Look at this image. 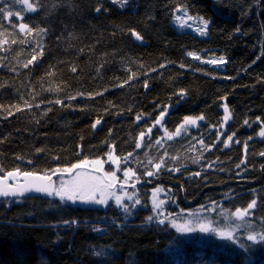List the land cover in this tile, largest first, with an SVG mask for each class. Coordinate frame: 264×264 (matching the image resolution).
Returning <instances> with one entry per match:
<instances>
[{
	"label": "trees",
	"instance_id": "trees-1",
	"mask_svg": "<svg viewBox=\"0 0 264 264\" xmlns=\"http://www.w3.org/2000/svg\"><path fill=\"white\" fill-rule=\"evenodd\" d=\"M7 3L23 22L47 31L42 38L18 34L13 24L21 21L0 15V40L8 41L0 45L6 49L0 51V176L15 169L51 175L79 160L105 161L112 145L117 156L132 153L121 162L136 173L130 184L136 183L138 195L123 202L129 212L113 204L65 206L52 198L0 201V264H264V242L247 240L249 233H264V157L258 155L264 137L256 119L264 121V61L257 59L263 0H128L123 8L110 0H31L39 4L35 13L16 0ZM178 3L211 21L206 40L167 28ZM97 6L108 11L97 13ZM130 29L148 30L143 39L149 44H134ZM41 51L28 68L22 66ZM188 52L221 56L227 64L223 72L209 69L193 63ZM224 104L231 113L227 122ZM165 107L167 121L153 127ZM201 115L204 120L166 138L165 129L174 134L185 116ZM141 132L146 135L137 149ZM161 157L156 172L153 164ZM241 159L246 163L237 168ZM156 188L170 216L162 224L147 219L155 214L150 193ZM254 198L251 215L230 217ZM135 199L140 204L132 208ZM221 205L229 212L218 224ZM198 209L211 217L217 210L209 232L173 227Z\"/></svg>",
	"mask_w": 264,
	"mask_h": 264
},
{
	"label": "snow or ice",
	"instance_id": "snow-or-ice-1",
	"mask_svg": "<svg viewBox=\"0 0 264 264\" xmlns=\"http://www.w3.org/2000/svg\"><path fill=\"white\" fill-rule=\"evenodd\" d=\"M18 3H22L23 5L26 6V10L29 13H35L37 12L39 8V4H33L30 3L29 0H16ZM110 2L114 5H118L119 7L123 8L127 3L128 0H110ZM0 3H2L3 6H0V15L3 16L4 19H10L11 17L15 16L17 20L21 21L18 24H13V27H17L19 29L18 34H24V35H32L33 32L36 33L37 36H41L42 34L46 33L47 29L45 28H40L36 26H30L28 23L23 22L25 20V17L21 15L20 12L13 13L12 11L9 10V4L7 3V0H0ZM257 3H259V0H257ZM189 5H186L184 3H178L174 6L172 10V17L173 19L179 24L181 28L184 27H191V24L188 22L191 21L195 23L197 26L195 27L194 31L197 32L200 36H204L207 34L209 30V26L211 21L204 16H194L189 14ZM97 13L101 11H108L107 8H102L100 6H97L94 9ZM178 13H182V15H178ZM131 33V36L135 38L137 41H142L143 36L136 30H129ZM236 31H240L239 28L236 29ZM0 35H4L3 32H0ZM13 44L17 43V40L13 39L11 41ZM23 43L24 41H20ZM5 43H8V41L5 40H0V45H3ZM38 47L42 48V45L38 44ZM0 51H6V49L0 47ZM42 51L32 55L31 59L27 60L26 63H24L22 66L24 68H28L29 65L33 64L34 61L37 60L38 55H42ZM188 56L192 57L195 60H200V56L197 55L194 52H188ZM260 57H257L259 59ZM205 63L209 64H223L226 63L224 57H219V58H213L211 60L207 61H202ZM255 63V61H253ZM160 67H163L161 65ZM183 67V65H181ZM73 72L76 71L75 68L72 69ZM155 71V69H153ZM51 75V73H49ZM227 78V77H226ZM129 79H132V77H129ZM124 83H127L125 81ZM123 86V85H119ZM146 88L148 87L147 82H145L144 85ZM100 93H97L99 95ZM181 97L184 95V91L181 90L180 93H178ZM69 99H75V97H69ZM226 99V98H222ZM56 104H60V100L54 101ZM25 107L31 108L32 105L28 103L27 101L25 102ZM38 106V105H37ZM4 106L0 105V109H2ZM16 108V111H22L23 109L19 106H14ZM224 109V121L227 122L231 118V113L229 111V108L227 104L223 105ZM9 115H13L12 111L8 112ZM167 114V107H165L164 110L160 112V115L157 117V119L154 122L153 127L156 125L162 126V121L164 117ZM141 115L137 116V121L141 119ZM205 117L203 115L198 116V117H191V116H185L183 120V124L178 126L176 129V132L174 134H170L167 132L165 129V136L168 140H171L173 138V135H179L182 128L185 125H195L197 120H204ZM258 122L261 123V131L259 132V136L264 137V121H261L260 117L256 118ZM101 123L100 119H97L95 123L92 124V128L95 129L97 125ZM246 125L249 124L248 120H245L244 122ZM223 126V125H221ZM152 133V128L147 129V134ZM146 135L145 132H141L139 135V138L135 142V147L137 149L141 148V141L143 140L144 136ZM235 136V133H233L230 136H227L226 139L223 140V144L225 147L229 146V142L233 141V137ZM220 138V134L217 133V139ZM249 139H252V137H249ZM237 143L239 141H236ZM2 143V141H0ZM161 141L157 140L156 144H160ZM201 145L203 146L204 150H209L210 146L205 145L203 140L200 141ZM110 151L107 153L108 160L115 164L117 166V169L119 170V165L121 163V160L127 161L128 158L132 155V153H128L127 156L120 157L115 155L114 149L112 145H109ZM37 152H42L43 149H36ZM245 154H247V144H245ZM261 157H264V151L260 152L258 154ZM17 159H21V157H17ZM197 160H194L193 163L198 162ZM31 163V161H29ZM149 163L151 164L152 161L149 160ZM163 157L160 158L159 163L153 164V168L158 172L162 167H163ZM246 160L241 159L240 163L236 165L237 168H240L242 164H245ZM105 161L102 159H94V160H79L76 163L71 164L68 167H63V168H57L55 170H51L53 172V175L59 173L61 175L64 174H73L74 170L76 169H83L86 167H91L93 172L96 173H102L100 176H88L86 179H81L80 177L82 176V173L80 172H75V179L71 181H62L59 185H56L52 181V177L49 175H36L35 173L32 172H21L19 169H15L13 171L7 172L6 176L4 177V180H0V197H19V196H24L26 193H31V192H36V193H41L45 194L47 196H57L61 200V202L64 201H71L72 203H76L77 201H80L81 203H91V204H97V205H106L108 203L109 198H112L115 200V204L122 208L125 212H129V206L125 203H123L124 200L128 201H133L134 199V193H128L125 191V187L127 184V181L133 180L134 177H136V173L134 172L133 169L127 168L124 170V180L123 181H118L117 176L115 172H104ZM210 166V165H209ZM264 168V165L261 166ZM174 171H178L179 169H173ZM154 171H146L144 174L151 177L156 174ZM194 176H199L200 173L196 172L193 173ZM239 175V173H237ZM17 176H23L25 177V181L23 184H7L6 181L9 177H17ZM119 183L120 185V192L117 194L116 185ZM135 182L132 183L131 187L135 188ZM162 189L156 188L153 190L154 194V199H153V209H157L160 207V205L163 203V201H156L155 200V193L161 191ZM255 190H253L254 192ZM215 203V202H213ZM140 204L139 199H135L134 203L131 205L132 208H135L137 205ZM257 207V200L254 198L252 199L249 203H247L246 207L244 208H239L237 207L235 211L232 213L233 216H235L237 219H243L245 216L251 215L252 211ZM149 221L153 219L152 216L147 217ZM161 224L164 223L163 220L159 221ZM65 223H69L68 221H65ZM70 223H76V221H71ZM173 227H176L178 232L182 231H189L191 229H184L180 227L179 225H176L173 223ZM207 229L201 228V231H206ZM96 231H99V229H96ZM228 238L232 239L231 234H228ZM247 240L252 241L253 243H256L258 241L264 242V234L260 232L256 233H249L247 235Z\"/></svg>",
	"mask_w": 264,
	"mask_h": 264
},
{
	"label": "rangeland",
	"instance_id": "rangeland-1",
	"mask_svg": "<svg viewBox=\"0 0 264 264\" xmlns=\"http://www.w3.org/2000/svg\"><path fill=\"white\" fill-rule=\"evenodd\" d=\"M263 2H264V0H263ZM178 15H182V13H178ZM259 20H260V23H261L262 32H261V35H260V37H261V39H260L261 51H260V58L258 60L264 61V17L261 16L259 18ZM188 23L191 24V27L181 28L179 26V24L172 18L171 25H173L174 30L176 32H178V34L188 33L190 35L196 36V37H198L200 39H204V40H206L208 38V32H207L206 35L200 36L199 34H197V32L194 31V29H195V27L197 25L195 23L191 22V21H189ZM197 55L200 56V58H201L200 60H195V59H193L190 56H188V57L191 58V61L193 63H196L198 65H202V66H205V67H207L209 69H213V70H217V71H222V72L224 71L225 65L227 64V60L225 58L224 59H225L226 63H223V64H209V63H205V62H202V61H207V60H211L213 58H219V57H217V56L205 57L204 53H200V54H197ZM167 114H168V112H167ZM125 166H126V163L124 164V162H121L120 165H119V170H118L117 166L115 164L111 163L108 160V156H107V158L105 159V164H104L103 171L104 172H108L106 170H108L110 168V169H112L111 172H115L116 173L117 180L118 181H123L124 180V170L126 169ZM89 168H91V167L89 166ZM77 172L82 173V176L80 177L81 179H86L88 176H92V175L99 176V175H96L94 173H91V172H88V171H84V170H80V171H77ZM75 178H76L75 174L72 177L58 178L57 179V185H59L62 181H71V180H73ZM133 180H134V178H133ZM130 181H132V180L127 181V184H130ZM128 188L132 189L133 187H128ZM115 190L117 191V194H119V192H120L119 183H117ZM125 191L130 193L127 190L126 187H125ZM131 193H134L135 195L136 194L138 195V189L133 188ZM163 195L164 194H163L162 190L157 192V193H155V200L158 201V202L159 201H163V203L160 205L159 208L154 210L153 209L154 194H153V191H151V193H150V205H151V207L153 209V212L157 215V217H160V219L164 221L165 219L169 218L170 216H167L166 211L164 209L165 205H166V201L163 198ZM50 198H52L54 200H57L58 202H60L61 204L65 205V206L71 205V206H79V207L107 208V207H110L113 204L116 208L123 210L122 208L118 207L115 204V200L112 199V198H109L108 203L106 205H97V204H91V203L86 204V203H81L80 201H77L76 203H72L71 201L61 202L59 197H57L55 195L50 197ZM124 201H127V200H124ZM130 202L131 201H129V203ZM223 209H224V206H222V205L219 206L218 210L221 211L222 214L219 215V221H217V223L222 221L223 217L225 216L224 213L227 214L229 212V210L223 212ZM199 210H202V209H198V210H195V211H189L187 213L186 222L185 223L183 222L182 224L179 223L178 225L180 227L184 228V229H191L189 231H192V230H195V229H198V228L199 229L205 228V229H207L206 232H209L212 229L211 228V224L213 223V221H210V220H213L214 219L213 217L217 215V210H213V214H212L213 217H211V212L210 211H204V210L199 211ZM234 211L235 210L231 211L230 217L233 218V219H237L235 216L232 215V213ZM248 216H245L243 219H245ZM238 220H240V219H238ZM215 225H216V223H215ZM215 225H213V226H215ZM182 232H187V231H182ZM224 234H228V233H224ZM262 234H264V233L262 232Z\"/></svg>",
	"mask_w": 264,
	"mask_h": 264
},
{
	"label": "water",
	"instance_id": "water-1",
	"mask_svg": "<svg viewBox=\"0 0 264 264\" xmlns=\"http://www.w3.org/2000/svg\"><path fill=\"white\" fill-rule=\"evenodd\" d=\"M29 2H30V0H29ZM239 35V34H238ZM132 41H133V43L134 44H136V45H138V46H140V47H143V46H147L148 45V43H146V42H144V41H137V40H135V38L133 37V39H132ZM147 90H149V88L147 87V88H145V91H147ZM157 119V118H156ZM167 119H168V114H166V116L164 117V119H163V121H162V125H164V123L167 121ZM157 127H160V125H156ZM78 170H84V171H88V172H92L93 173V171H92V169L91 168H89V167H86V168H83V169H76V170H74V172L73 173H75L76 171H78ZM96 173V172H95ZM98 174H102V173H98ZM72 174H64V175H61V174H59V173H57V174H55V175H49V176H51L52 177V181L55 183V178H57V177H59V176H61V177H63V178H65V177H69V176H71ZM6 176V175H5ZM4 176V177H5ZM4 177H0V180H4ZM24 181H25V177H23V176H17V177H9L8 179H7V181H6V183L7 184H23L24 183ZM43 196H47V195H45V194H41V193H36V192H31V193H26L24 196H19V197H0V201L1 200H4V199H21V198H34V197H43ZM48 198H50L51 196H47Z\"/></svg>",
	"mask_w": 264,
	"mask_h": 264
},
{
	"label": "bare ground",
	"instance_id": "bare-ground-1",
	"mask_svg": "<svg viewBox=\"0 0 264 264\" xmlns=\"http://www.w3.org/2000/svg\"><path fill=\"white\" fill-rule=\"evenodd\" d=\"M30 3H31V0H30ZM264 6V5H263ZM26 7V6H25ZM167 15V14H166ZM16 24H18V23H16ZM166 26H167V28L171 31V32H173V33H175V34H178V32H176L175 30H174V28H173V25H168V24H166ZM143 28V27H142ZM132 30H135V29H132ZM163 30V29H162ZM160 33H162V31H159ZM163 32H164V30H163ZM146 33H148V30L146 31L145 29H143V31H141V34H142V36L143 37H145V34ZM238 34L239 33H237V36H238ZM240 35V34H239ZM131 38L133 39V37L131 36ZM146 39V38H145ZM142 41H144L145 42V40L143 39ZM146 43H148V41L146 40ZM149 44V43H148ZM149 88V87H148ZM148 91V90H147ZM144 92H146V91H144ZM160 115V114H159ZM158 115V116H159ZM157 116V117H158ZM163 126V125H162ZM161 127V126H160ZM78 171H80V170H78ZM77 172V171H76ZM92 173V172H91ZM94 174H96V175H102V174H98V173H95V172H93ZM7 173H5L4 175H1L0 177H4L5 175H6ZM75 173H73L71 176H69V177H72L73 175H74ZM36 175H38V174H36ZM40 175V174H39ZM52 175V174H51ZM58 178H61V176H59ZM65 178H67V177H65ZM131 185L132 184H126V188H128V187H131ZM135 185H136V183H135ZM54 196V195H53ZM52 197V196H51ZM34 198H37V199H43V198H48L47 196H43V197H34ZM23 199H32V198H19V199H4V200H23ZM1 201H3V200H1ZM166 201V200H165ZM153 219L151 220V224H160V217H157V215L156 214H154L153 216ZM60 245V244H59Z\"/></svg>",
	"mask_w": 264,
	"mask_h": 264
},
{
	"label": "flooded vegetation",
	"instance_id": "flooded-vegetation-1",
	"mask_svg": "<svg viewBox=\"0 0 264 264\" xmlns=\"http://www.w3.org/2000/svg\"><path fill=\"white\" fill-rule=\"evenodd\" d=\"M55 184L57 185V181H55Z\"/></svg>",
	"mask_w": 264,
	"mask_h": 264
}]
</instances>
